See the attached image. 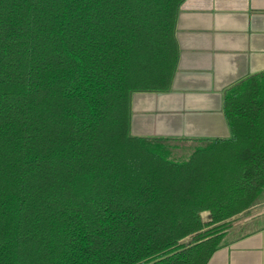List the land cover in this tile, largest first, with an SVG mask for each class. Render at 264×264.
Listing matches in <instances>:
<instances>
[{
  "label": "trees",
  "instance_id": "obj_1",
  "mask_svg": "<svg viewBox=\"0 0 264 264\" xmlns=\"http://www.w3.org/2000/svg\"><path fill=\"white\" fill-rule=\"evenodd\" d=\"M183 1L0 0V264H207L255 203L264 71L226 91L228 137L131 133Z\"/></svg>",
  "mask_w": 264,
  "mask_h": 264
},
{
  "label": "crops",
  "instance_id": "obj_2",
  "mask_svg": "<svg viewBox=\"0 0 264 264\" xmlns=\"http://www.w3.org/2000/svg\"><path fill=\"white\" fill-rule=\"evenodd\" d=\"M177 59L166 90L131 96V133L191 143L230 135L226 91L264 71V0H184ZM238 232L207 264H264V189Z\"/></svg>",
  "mask_w": 264,
  "mask_h": 264
},
{
  "label": "rangeland",
  "instance_id": "obj_3",
  "mask_svg": "<svg viewBox=\"0 0 264 264\" xmlns=\"http://www.w3.org/2000/svg\"><path fill=\"white\" fill-rule=\"evenodd\" d=\"M179 145H189V143L185 144L183 142H178ZM175 153L177 155H185V148H182L180 146H176V150H175ZM187 154V153H186ZM257 200L258 198L256 199L255 203L252 204L251 207H249L247 210L241 212L240 214L234 216L231 220H230V226H229V229H228V232L225 234L224 238H223V241H228L229 239H231L237 232H238V229H237V222L240 224V222H243L244 224H246L245 220L247 218V216L249 214H251L252 210L255 208L256 204H257ZM204 218L206 219L207 218V214L204 213L203 214Z\"/></svg>",
  "mask_w": 264,
  "mask_h": 264
}]
</instances>
